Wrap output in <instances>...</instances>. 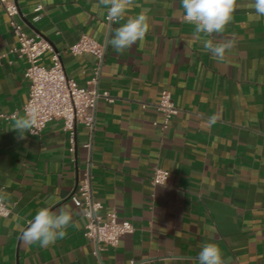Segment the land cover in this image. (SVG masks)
I'll return each instance as SVG.
<instances>
[{
  "label": "crops",
  "instance_id": "obj_1",
  "mask_svg": "<svg viewBox=\"0 0 264 264\" xmlns=\"http://www.w3.org/2000/svg\"><path fill=\"white\" fill-rule=\"evenodd\" d=\"M15 1L25 33L49 40L69 77L108 91L114 101L97 103L91 149L84 147L87 129L78 125L72 152L59 119L18 139L11 127L28 99L27 62L14 50L17 38L0 2V114H15L0 118V189L10 194L3 201L10 214L0 215V264H199L208 242L220 246L224 264L264 262V17L248 22L249 9H238L225 32L212 37L235 41L218 61L187 43L193 27L181 0H136L129 15L146 11L151 27L144 42L123 54L109 40L124 21L108 23L106 14L92 11L96 0ZM83 34L103 44L102 60L69 51ZM42 64H51L50 52ZM163 90L179 109L166 127L157 108ZM88 161L94 197L134 226L97 254L83 235V212L70 199ZM157 167L170 172L164 185L150 181ZM52 197L54 208L66 206L81 226H69L48 247L24 243L22 229Z\"/></svg>",
  "mask_w": 264,
  "mask_h": 264
},
{
  "label": "built area",
  "instance_id": "obj_2",
  "mask_svg": "<svg viewBox=\"0 0 264 264\" xmlns=\"http://www.w3.org/2000/svg\"><path fill=\"white\" fill-rule=\"evenodd\" d=\"M9 18V25L14 32L18 46L14 49L20 57L25 58L27 67L24 76L29 83V94L23 105V113L32 107L39 109L37 125L31 134H40L49 122L59 119L63 121V129L68 133L71 143L70 150L76 149V128L82 125L89 133V140L84 144L87 149L92 148L94 131L96 129V107L99 99L113 102L114 97L108 91L98 88L80 86L78 82L66 74L62 59L54 45L40 36H29L23 29V24L18 21L20 9L15 0H0ZM40 10V7L36 9ZM108 23H113L106 16ZM74 54L90 53L102 60L105 49L103 44L83 34L80 39L69 47ZM51 53V64H42V58ZM98 71L92 78L96 83ZM157 108L164 113L163 127H166L173 115L178 113V108L169 91L163 90L160 94ZM15 117L0 114V118ZM170 176L166 169L157 167L151 177L153 185H164ZM70 199L75 207L80 208L86 219L84 237L95 245V254L101 245L115 247L120 239L134 230L133 224L128 220H119L113 210H104V205L93 195L91 161H88L84 177L72 189ZM10 209L0 202V215L7 217ZM259 264H264L260 262Z\"/></svg>",
  "mask_w": 264,
  "mask_h": 264
},
{
  "label": "clouds",
  "instance_id": "obj_3",
  "mask_svg": "<svg viewBox=\"0 0 264 264\" xmlns=\"http://www.w3.org/2000/svg\"><path fill=\"white\" fill-rule=\"evenodd\" d=\"M52 4L53 0H47ZM184 21L193 27L192 38L187 41L189 45L197 43L209 52L213 59L222 61L226 53L235 47V41L225 40L214 42V34H222L226 27L234 20V13L241 8H247L248 22L259 21L264 17V0H248L247 3H238V0H181ZM139 5L136 0H96L92 4V11L100 16L106 14L113 23H119L114 29V35L109 43L116 54L130 51L137 42H144L151 27V18L146 11L141 10L136 14L130 12ZM86 15V14H85ZM118 67V66H114ZM39 109L32 107L23 115L14 118L11 130L18 133V139H24L26 132L37 125ZM216 117H210L208 125L215 123ZM11 184L9 180L5 187ZM4 189H0V202L9 197ZM57 197L50 198L47 206L39 208L34 217L27 221V227L22 229L21 239L29 245L48 247L62 240L67 235L69 226L79 228V222L74 221L71 211L65 206L54 208ZM20 228V224L16 225ZM208 233L216 232L215 225L206 224ZM223 253L216 243H203L198 253L199 264H224Z\"/></svg>",
  "mask_w": 264,
  "mask_h": 264
}]
</instances>
